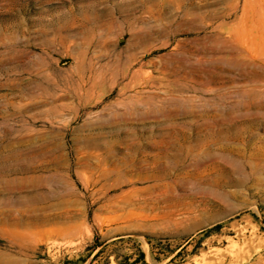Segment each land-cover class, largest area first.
<instances>
[{"label":"rangeland","instance_id":"1","mask_svg":"<svg viewBox=\"0 0 264 264\" xmlns=\"http://www.w3.org/2000/svg\"><path fill=\"white\" fill-rule=\"evenodd\" d=\"M96 233L264 264V0H0V264Z\"/></svg>","mask_w":264,"mask_h":264},{"label":"trees","instance_id":"2","mask_svg":"<svg viewBox=\"0 0 264 264\" xmlns=\"http://www.w3.org/2000/svg\"><path fill=\"white\" fill-rule=\"evenodd\" d=\"M106 244H107L106 240H100L99 235L96 233L94 240L87 246V249L89 251L86 255L81 256L77 259L64 258L58 264H75V263L78 264V263L84 262L93 253L91 257V261H90V263H92L94 260L97 259L100 253L104 251ZM131 257H133V253L125 255L124 260L122 261L118 260L116 257H115V260L117 264H137V263L148 264V262L145 260V252L141 248L137 249L136 256L133 258V260L130 261L129 259ZM106 259L107 261L105 264L109 262L108 256Z\"/></svg>","mask_w":264,"mask_h":264}]
</instances>
